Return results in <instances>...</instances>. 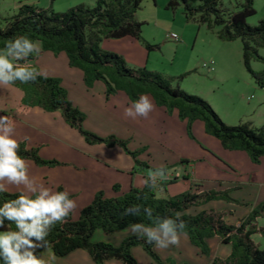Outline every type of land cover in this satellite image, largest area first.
Returning a JSON list of instances; mask_svg holds the SVG:
<instances>
[{
	"label": "trees",
	"instance_id": "16d2710c",
	"mask_svg": "<svg viewBox=\"0 0 264 264\" xmlns=\"http://www.w3.org/2000/svg\"><path fill=\"white\" fill-rule=\"evenodd\" d=\"M144 0H95L92 7L77 5L63 13L50 9H38L34 5H22L18 12L0 24V49L16 35H27L38 41L42 51L53 54L64 53L68 65L79 69L83 82L90 88L94 81H100L105 87V96L109 97L123 91L132 101L140 95H150L156 105L166 108L170 113L175 111L180 121L186 123L187 134L191 135V125L201 121L205 132L219 140L227 150L244 151L253 164L264 157V124L253 128L247 123L229 126L225 124L212 107L202 98L173 88L170 82L159 74L146 69H134L127 66L122 56L101 49V42L108 39L131 37L142 41L147 51L158 48L149 45L140 37L141 24L136 20V12ZM254 0H244L239 9L232 13L224 12L217 6L216 0H169L166 8L182 7L187 21L204 25L208 30L216 31L221 41L239 40L242 44L243 63L256 83L264 86V73L251 71L250 59L257 58L256 48H264V18L257 25L250 26L247 19L255 14ZM35 55L28 58L27 64L34 67ZM203 67L213 72V62ZM203 64V63H202ZM213 70H209L211 68ZM22 93L18 107L27 112L38 107L45 112H59L63 121L75 129L87 144H105L108 147L119 146L129 154L135 165L146 167L137 160L139 152L127 149L126 142L115 136L100 137L82 128L85 115L68 100L67 91L57 77L38 76L35 82L12 84ZM19 154L24 159L32 160L38 166H57L62 163L54 159H44L39 155V148H27L20 143ZM183 163V161H181ZM182 178L186 179V176ZM174 179H168L172 183ZM167 183H157L149 188L132 187L120 196L106 197L102 191L95 193L92 201L81 208L76 217L71 213L63 224L56 225L47 239L49 248L56 257H63L75 250L85 251L95 264L107 260H117L122 264H138L131 255L130 249L138 244L157 264L159 258L152 252L151 244L138 237H128L117 247L97 242L90 238L96 229L113 233L129 227L133 223H144L151 226L155 217L169 216L184 222L182 234L190 243L199 248L201 254L207 255L206 239L217 237L221 243L231 246L230 253L224 258L214 257L211 264H264V250H259L252 242L251 235L256 231L264 234V228H257V219L264 216V202L257 204L237 224L225 222L226 213L213 210H200L196 214L188 209L200 207L213 201H225L239 205L232 199L229 190L203 189L201 184H194L188 190L167 198L156 195L158 187L165 188ZM62 190L58 188L57 191ZM118 191V186H114ZM16 194L13 192H8ZM8 193L4 198H9ZM133 205L141 207L137 216L125 215L124 210ZM152 209V219L143 214V208ZM8 227H14L8 225ZM44 249H37V254Z\"/></svg>",
	"mask_w": 264,
	"mask_h": 264
},
{
	"label": "rangeland",
	"instance_id": "374dc122",
	"mask_svg": "<svg viewBox=\"0 0 264 264\" xmlns=\"http://www.w3.org/2000/svg\"><path fill=\"white\" fill-rule=\"evenodd\" d=\"M83 4L92 7L95 0H82ZM169 0H144L136 12V20L141 24L140 37L149 45H157L158 48L147 51L142 41H137L130 37L121 39H108L101 42V49L107 52L120 55L125 60L127 66L134 69H146L157 73L163 79L170 82L173 88L187 92L188 94L198 96L204 99L212 109L217 113L220 119L227 125L233 126L241 123H247L253 128H258L264 124V86H259L253 76L247 71L243 63L242 44L239 40L221 41L216 37V31L208 30L204 25L187 21L184 17L182 7L166 8ZM217 6L224 12L232 13L239 9V5L244 0H216ZM68 4L75 7L78 0H68ZM39 6L38 9H50L55 13L67 11L58 6V0L55 5L50 0H0V24L9 19L18 12L22 5ZM33 4V5H34ZM75 5V6H74ZM253 8L255 14L247 19V24L255 26L264 18V0H254ZM70 9V8H69ZM175 33L178 41L166 38V34ZM257 58L250 59L249 66L254 73H264V48H256ZM49 58L46 55L37 56V60L32 61L34 67L40 71L43 76L58 77L64 81L66 90L70 93V100L76 103V98L85 95L84 87L79 86L76 79L68 74V65L65 59L58 57L55 66L50 69L48 66ZM213 62L214 71L208 72L202 68V63ZM82 87V88H81ZM85 92V93H84ZM101 92L97 89L88 93L91 99L89 104L98 111H105L102 105ZM100 98H99V97ZM227 114H232L234 121L228 118ZM50 131L59 137L60 141L55 142L51 139L44 142L41 146L39 155L44 159H56L66 163L63 166L55 167L61 173V181L68 182L71 176L81 174L77 171V164H86L89 160L85 148H92L87 145L77 130L70 129L61 119L60 125L53 124ZM82 128L104 137V132L100 130L99 123L89 114L88 119L82 123ZM99 130L98 133L92 130ZM214 142L216 139L210 137ZM127 149H136L137 140L127 139ZM194 148L204 147L201 142L189 140ZM181 144V143H180ZM183 149L192 153L193 147L181 144ZM157 149V151H155ZM173 151V150H172ZM161 149L150 148L149 154L139 155L137 160L148 166L159 167L161 165L176 166L179 165L177 157L175 160L168 155H163ZM174 154V153H173ZM176 161V162H175ZM165 163V164H164ZM138 168V167H137ZM209 169V166H208ZM79 170V169H78ZM180 168L176 167L175 172L170 174L180 175ZM70 171L73 173L70 176ZM190 172V171H189ZM191 175V174H190ZM192 176V175H191ZM171 177V176H169ZM167 181V180H166ZM165 182V181H163ZM157 183H162L157 180ZM196 184L191 182L190 185ZM210 188L216 189V185L206 183ZM189 184L177 178L174 183H167L165 188L156 190L157 197L167 198L182 193L188 189ZM190 187V186H189ZM231 197V196H230ZM233 197V196H232ZM231 197V198H232ZM233 199V198H232ZM235 200L238 198H234ZM241 199V198H239ZM76 208L72 211L74 215L86 204L83 198L74 199ZM87 203V202H86ZM225 201H217L212 205L215 207L226 206ZM250 203V202H248ZM208 204V203H207ZM206 205V204H205ZM234 205V204H231ZM256 200H252L247 210L246 206L232 208L233 217L230 215L225 219L226 223L237 224V219L245 217L248 211L256 208ZM203 206L188 209V213L196 214ZM198 210V211H197ZM76 217V216H74ZM257 228H264V216L257 219ZM128 237H137L130 231V227L105 233L101 229H96L90 241L93 243L103 242L115 247ZM143 239V238H139ZM253 244L259 249L264 250V234L256 231L251 235ZM207 255L201 254L199 248L190 243L188 237L181 234L179 244L161 249L151 244L152 252L159 258L161 264H211L214 257L224 258L231 251L229 244L221 243L219 238L212 237L205 241ZM83 254H86L82 251ZM131 255L138 264H157V262L145 252L141 244L131 247ZM52 253L51 249H44L38 255L48 259ZM87 258L88 254H86ZM63 257L55 259L64 261ZM117 261V260H116ZM83 264H85L82 261ZM105 263V262H104ZM103 263V264H104ZM119 264H122L121 262Z\"/></svg>",
	"mask_w": 264,
	"mask_h": 264
},
{
	"label": "crops",
	"instance_id": "0c3cea01",
	"mask_svg": "<svg viewBox=\"0 0 264 264\" xmlns=\"http://www.w3.org/2000/svg\"><path fill=\"white\" fill-rule=\"evenodd\" d=\"M50 1L55 5L56 0ZM67 1L68 0H58V6L66 10L72 8L73 6L70 5V2L68 4ZM33 4L34 3H32V5ZM80 4H83L82 0H78L77 5ZM53 10L55 9L53 8ZM43 54L50 60L48 64L50 69L55 66L54 60L58 57L65 59L68 65L64 53L55 55L52 52L41 50L39 56ZM36 60L37 56H35V61ZM68 67L69 76H73L77 83L79 82V86L84 87L86 90L83 97L76 98V103L70 100V93L66 90L68 100L73 106L84 113L85 120L88 119L89 114L92 115L99 123L100 130L104 132V137L115 136L121 140H137V148L128 150L131 152H139V155H143L144 153L149 154L151 146L161 149L160 153L168 155L174 160L177 157L179 161V165L176 166L173 165L171 167L166 165L169 176H171L169 179H174L172 183H174L179 176H181V179L187 182L190 187V183L195 182L201 184L203 189H208L210 187H208L206 183H212L216 185V189L213 190L219 191L228 189L230 192L229 195L231 197L233 196V199L238 198L236 201L240 202L239 205L225 203L226 206L214 208L212 205H214L213 203H217V201H213L204 205V208L199 210H213L218 213L224 212L226 213L225 219H227L229 215L233 217L234 209L232 208L246 206L245 208L249 210L248 207L252 200H256L257 204L264 202V157H262L257 164H253L244 151H231L225 149L219 140L205 132L204 125L201 121H194L192 123V137H190L186 131V123L178 119L177 113L175 111L169 113L166 108L156 105L154 99L150 95L147 96L153 102L154 107L147 118L136 117L133 119L127 117L124 114V110L129 106L131 100L125 92L118 91L114 95L106 97L105 87L102 82L94 81L92 86L87 88L83 82L82 72L69 65ZM61 84L66 89L63 80H61ZM95 89L101 92L102 105L106 109L105 111H98L89 104L93 96L90 98L88 93H92ZM21 96V91L13 85L0 87V115L11 116L15 121L13 130L14 137L20 143L25 142L27 148L38 147L39 150L41 146L45 145L44 142L49 139L59 142V137L53 134L50 128H53L52 126L55 123L60 125L62 119L60 113L45 112L38 107H33L27 112H21L18 107ZM227 116L230 118V121L235 120L232 114H227ZM66 126L70 128L68 125ZM92 131L98 133L99 130L95 129ZM25 136L30 137V141H25ZM210 137L216 139L217 142L212 141ZM190 139L196 143L201 142L204 147L197 146L194 148L189 142ZM180 143L193 147L194 151L190 153L184 150ZM87 145L92 147L85 148V153L89 160L86 164H77V171H81V174L75 176L73 174V176H71L73 172H69L71 178L68 182L61 181L60 171L54 170L55 167L58 168L66 164L61 161H59L62 163L61 165L49 167L38 166L32 160L25 159L28 165L30 178L34 180L37 186L43 185L54 191H57L58 188L67 190L71 198H83L87 202H85V204L88 205L98 191H102L106 197H116L128 192L132 187H143L147 173L157 168L148 165H146V167L137 168L134 159L117 145L112 147H108L105 144ZM155 151H157V149ZM181 161H183V163H181ZM176 167L181 169L179 176L178 174H170L172 171L175 172L174 170ZM183 176H186V179L182 178ZM168 182L167 179V181L165 180V182L162 183ZM114 186H118V191L114 190ZM189 186L188 189L190 188ZM7 188L8 192L17 193L23 186L7 185ZM165 188L167 189V187ZM78 212H76V215L72 213L73 216H77ZM249 212L250 211H248V213ZM238 220L240 219H237V221ZM82 251L83 250L78 249L69 253L64 258V261L55 259L54 264H83L82 261L85 264H95L91 257L88 255L91 259L89 260L86 256L87 253L84 251L86 254H83ZM119 263L120 262L116 260H107L104 264Z\"/></svg>",
	"mask_w": 264,
	"mask_h": 264
},
{
	"label": "clouds",
	"instance_id": "9594fccd",
	"mask_svg": "<svg viewBox=\"0 0 264 264\" xmlns=\"http://www.w3.org/2000/svg\"><path fill=\"white\" fill-rule=\"evenodd\" d=\"M175 35V33L173 34ZM41 45L27 35H16L0 49V87L35 82L43 74L27 64L30 56H38ZM153 102L147 95H140L125 108L124 114L135 119L147 118L153 110ZM15 121L11 116L0 115V264H54L55 254L46 260L37 249H49L51 230L63 224L76 208V202L67 190L54 191L37 186L29 176L25 159L19 154L20 142L14 137ZM25 136V141H30ZM169 179L166 165L150 170L144 180L149 188L157 187V180ZM7 185L23 186L16 194L8 193ZM9 198L5 199L4 194ZM139 205L124 210V214L137 216ZM150 220L152 209L143 208ZM13 225L14 227H8ZM130 231L155 247L165 249L179 244L184 222L177 215L155 217L151 226L133 223Z\"/></svg>",
	"mask_w": 264,
	"mask_h": 264
},
{
	"label": "built area",
	"instance_id": "2783aa9c",
	"mask_svg": "<svg viewBox=\"0 0 264 264\" xmlns=\"http://www.w3.org/2000/svg\"><path fill=\"white\" fill-rule=\"evenodd\" d=\"M173 34H174V33L166 34V38H169V39H172V40L178 41V36H177L176 34H175V35H173ZM202 66H203V67H206V64L203 63ZM209 70H210V71L213 70L212 67L209 68Z\"/></svg>",
	"mask_w": 264,
	"mask_h": 264
}]
</instances>
